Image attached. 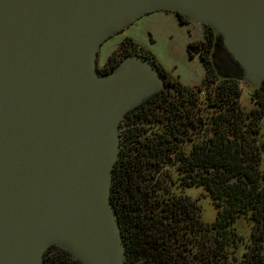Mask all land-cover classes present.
I'll list each match as a JSON object with an SVG mask.
<instances>
[{"label": "water", "instance_id": "1", "mask_svg": "<svg viewBox=\"0 0 264 264\" xmlns=\"http://www.w3.org/2000/svg\"><path fill=\"white\" fill-rule=\"evenodd\" d=\"M156 11L216 32V67L264 83V0H0V264H126L112 203L126 115L167 87L153 59L102 46Z\"/></svg>", "mask_w": 264, "mask_h": 264}, {"label": "trees", "instance_id": "2", "mask_svg": "<svg viewBox=\"0 0 264 264\" xmlns=\"http://www.w3.org/2000/svg\"><path fill=\"white\" fill-rule=\"evenodd\" d=\"M215 42L216 32L209 27L206 43L190 45L207 70L200 91L171 77L163 91L130 111L121 124L111 200L127 248L126 264H264V83L254 87L233 72H219ZM124 49L128 54L111 55L105 73L138 54L170 75L133 39L123 41ZM243 82L253 89L251 111L242 105ZM197 124L204 140L184 153L181 145ZM173 160L177 181L166 171ZM170 181L172 193L166 187ZM193 187H202L219 210L212 224L201 221L191 197L175 192ZM240 218L253 223V233L238 261L230 254L244 244L235 228ZM45 263L81 264L59 247L47 250Z\"/></svg>", "mask_w": 264, "mask_h": 264}, {"label": "rangeland", "instance_id": "3", "mask_svg": "<svg viewBox=\"0 0 264 264\" xmlns=\"http://www.w3.org/2000/svg\"><path fill=\"white\" fill-rule=\"evenodd\" d=\"M207 33L208 31L202 25H180L175 15L157 14L155 16H144L123 33L111 37L102 46L99 55V67L101 69L105 68L111 55H119L122 52L123 41L126 38H131L139 47L150 51L172 77L179 79L183 85L188 86L190 89L199 91L206 77L207 70L199 52L190 48V45L193 42L204 41ZM241 86L243 88L242 105L244 109L251 111L255 109V104L251 97L253 89L244 82ZM205 93H200V97H205ZM202 114H204V111L200 113V117ZM202 119H205V117L202 116ZM198 126L200 125L197 124V128L191 127L189 129V134L184 144L181 145V150L184 153L191 151L196 143L199 144L204 140L205 132H201ZM175 163L176 161L173 160V162L171 161L170 164H167L166 171L171 174L173 180L177 181L180 173L177 171L178 164ZM166 187L170 193L174 191L171 181L166 184ZM175 192L191 197L197 203L201 211V221L204 224H212L217 219L219 210L210 195L202 187L176 188ZM235 228L239 236L244 238V244H241L238 250L230 254V258L231 260L236 258L240 261L247 249V244L251 242L253 223L245 218H240L236 221Z\"/></svg>", "mask_w": 264, "mask_h": 264}, {"label": "flooded vegetation", "instance_id": "4", "mask_svg": "<svg viewBox=\"0 0 264 264\" xmlns=\"http://www.w3.org/2000/svg\"><path fill=\"white\" fill-rule=\"evenodd\" d=\"M157 14H164V15H166V16H168V15H175L176 16V18L178 19V21H179V23H180V25H183V26H192V25H196L195 23H193V22H191V21H189L184 15H182V14H179V13H175V12H170V11H156V12H152V13H149V14H147V15H145V16H151V15H157ZM144 17V16H143ZM141 19V18H140ZM198 25H200V24H198ZM202 26H204L205 28H206V31H208V33L206 34V39L204 40V41H202V42H193V44H197V43H206V41H207V38H208V36H209V26H205V25H202ZM127 29V28H126ZM125 29V30H126ZM125 30H123L122 32H120V33H123ZM120 33H118V34H120ZM128 50L127 49H124L123 51H122V54H128ZM199 55H200V53H199ZM200 58H201V55H200ZM100 70L102 71V73H104V74H107V73H105L106 72V69L105 68H100ZM165 74V73H164ZM170 74V73H169ZM165 77H166V79H167V83H168V81L171 79V77L172 76H170V75H166L165 74ZM172 78H175V77H172ZM175 79H177V78H175ZM177 80H179V79H177ZM200 88H201V86H200ZM200 88H199V91H200ZM194 91H197V90H194Z\"/></svg>", "mask_w": 264, "mask_h": 264}]
</instances>
